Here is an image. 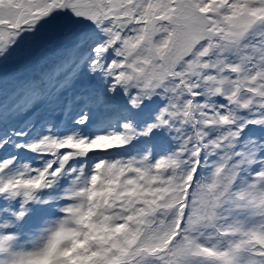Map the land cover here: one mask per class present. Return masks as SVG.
Wrapping results in <instances>:
<instances>
[{
	"label": "snow or ice",
	"instance_id": "6c2138e0",
	"mask_svg": "<svg viewBox=\"0 0 264 264\" xmlns=\"http://www.w3.org/2000/svg\"><path fill=\"white\" fill-rule=\"evenodd\" d=\"M0 264H264V0H0Z\"/></svg>",
	"mask_w": 264,
	"mask_h": 264
}]
</instances>
